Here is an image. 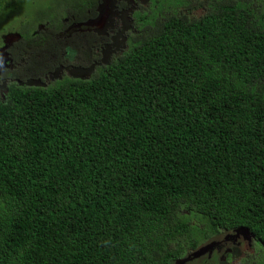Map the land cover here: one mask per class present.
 Returning a JSON list of instances; mask_svg holds the SVG:
<instances>
[{
  "label": "trees",
  "instance_id": "1",
  "mask_svg": "<svg viewBox=\"0 0 264 264\" xmlns=\"http://www.w3.org/2000/svg\"><path fill=\"white\" fill-rule=\"evenodd\" d=\"M39 1L0 0V35ZM249 3L149 0L144 38L91 81L7 84L0 264H173L239 228L246 264H264V9Z\"/></svg>",
  "mask_w": 264,
  "mask_h": 264
},
{
  "label": "flooded vegetation",
  "instance_id": "2",
  "mask_svg": "<svg viewBox=\"0 0 264 264\" xmlns=\"http://www.w3.org/2000/svg\"><path fill=\"white\" fill-rule=\"evenodd\" d=\"M41 1H49L47 7L41 10L29 6L32 12L21 17V20L17 24H13L10 29L11 32L8 35H12L9 38L11 40L8 41L4 38L3 41L1 38L5 35H0V57L4 56L3 72L0 71V82L5 80L9 84L13 83L18 88L35 87L45 89L53 85L51 81H54V83L64 80L91 81L99 71L98 66H100V59L102 60L98 52L105 39L99 37L107 35L108 22L112 17L115 18L116 13L113 12L108 19L105 31H98L93 26L98 21L99 7L102 6L103 0H93V7L87 11H83L84 4L77 5L75 8L68 7L71 4L69 3L70 0H66L68 5L65 4V0ZM126 1L135 6L134 10L129 9V7L122 8L131 11L123 18L120 19L119 17V22L123 24L124 35L120 40H116L114 36H111L109 39L111 45L105 46L109 47L107 50L119 47L127 50L132 44L131 39L139 41L148 32V29L138 27L133 21L134 15L140 12V6H147V4L137 5L135 1L139 0ZM249 1L251 7L264 9V0ZM122 3H124L123 0H112V11H115L116 4L120 5ZM80 25L89 26L90 29H78ZM132 27L136 32H128L132 30ZM64 34L65 36L75 35L72 40H69L72 44H69L67 39H63ZM119 44L122 46H118ZM74 45L79 50L83 51L84 48V50H88L95 55V62L92 67H89L85 60L80 62L81 59L77 57ZM46 62L49 64H46ZM79 66L84 70L83 73L77 71ZM8 73L11 76H7ZM31 76L37 77L35 80L36 86L30 84ZM4 92L7 94L6 91ZM0 96L3 99L5 98L1 94ZM226 233L222 235L224 236L223 239L212 249L211 256H215L217 259L222 255L223 260L219 261V264H227L228 261L231 263L232 256L238 254L247 246H245V241H248L246 236L235 233L226 235ZM224 249L226 250L224 251ZM187 263L192 264L190 261Z\"/></svg>",
  "mask_w": 264,
  "mask_h": 264
},
{
  "label": "rangeland",
  "instance_id": "3",
  "mask_svg": "<svg viewBox=\"0 0 264 264\" xmlns=\"http://www.w3.org/2000/svg\"><path fill=\"white\" fill-rule=\"evenodd\" d=\"M128 1H132V0H128ZM147 1L148 0H139V1H135V3L137 5H141V3H143V5H145V4H147ZM123 2L124 3H122L120 5L116 4V9H114L115 11H112L113 10V8H112V0H103L102 6L99 7L98 21L93 26L98 31H105L108 19L111 17L113 12L116 13L115 14V18L116 19L112 17L110 19V21L108 22L109 26L107 28V35L99 37V38L105 39L104 43L102 45H100V48H99L100 51L98 52V53H100V57H102V60L100 59V64H99L100 66H98L99 67V69H98L99 71H100V69L102 67H106L107 65H109L110 61L114 60L120 54L121 51L125 50L122 47H119V48H116V49L111 48V49L107 50L109 47H105V46H110L111 45V43L109 41L111 36H114V38L116 40H120L121 37H123V35H124L123 29H122L123 28V24L121 22H119V17H120V19L123 18L125 15L129 14L131 11L130 10H123L122 8L123 7H129V9L134 10L135 6L134 5L132 6L129 3H127L126 0H123ZM44 5H42V6H44ZM198 14H199V12H196V11H194V13H193V15H195V16H198ZM78 29L87 30V29H90V27L89 26L80 25L78 27ZM131 29L132 30H130L128 32H136L133 27ZM10 36H12V35L3 36V38H1V39L3 41L5 39L9 41V40H11V39H9V38H11ZM74 37H75V35H72V36H65V34L63 35V39L64 40L67 39L69 44H72L69 40H72ZM118 46H122V45L119 44ZM112 50H114V51L112 52ZM76 53H77V57L79 59H81L80 62L85 60L86 64L89 67L93 66V64L95 62V55L91 54L88 50H84V48H83V51H82V50H79L77 47H76ZM3 58H4V56H1L0 59L2 60ZM46 64H49V63L46 62ZM98 67H96V68H98ZM0 71L3 72V69L0 68ZM5 71H7V70H5ZM77 71H80L81 73H83L84 70L79 66ZM36 79H37V77L31 76V78L29 80L30 84L36 86L35 85V80ZM55 82H56V80H55ZM7 84H9V83L7 81H5V80L0 82V94L3 97L6 96V93L4 91L8 92L7 91V87H6ZM51 84H54V81H51ZM246 238L248 240V241H245V246L247 245L246 248H244L243 250L238 252V254H235L234 256H232L231 263H230V261H228L227 264H243V263L246 264V263H250L252 261V259L255 257V254H254V251H253V248H252V244H253L254 241H253V239H252L250 234H246ZM225 250L226 249H224V251ZM212 251L213 250L210 251L211 253L209 251L205 252L201 257L193 256V254H194V251H193V252L188 253V255H187L188 257H186V258H188V260L190 262H192V264H219V261L223 260L222 255L219 256L216 259L215 256H211L212 255ZM204 257H206V258H204ZM185 264H188V263H185Z\"/></svg>",
  "mask_w": 264,
  "mask_h": 264
},
{
  "label": "water",
  "instance_id": "4",
  "mask_svg": "<svg viewBox=\"0 0 264 264\" xmlns=\"http://www.w3.org/2000/svg\"><path fill=\"white\" fill-rule=\"evenodd\" d=\"M3 65H4V60L3 59L2 60L0 59V68H2ZM227 233H226V235L235 233V234H238V235L246 236V234H248V232L245 229H242V228H239V229H236V230H232V231H229ZM222 239H223L222 237H219V238H217L215 240H212V241L207 242L203 246H201L198 249H196L194 251L193 256H195V257H201L205 252H207L209 250H212L215 247V245H217ZM188 261H189L188 258H185V259H183L181 261L174 262L173 264H185Z\"/></svg>",
  "mask_w": 264,
  "mask_h": 264
}]
</instances>
